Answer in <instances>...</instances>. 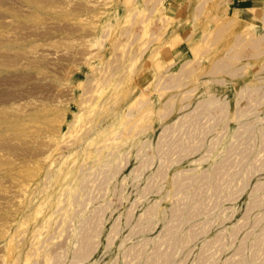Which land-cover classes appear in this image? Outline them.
<instances>
[{"label":"rangeland","instance_id":"rangeland-1","mask_svg":"<svg viewBox=\"0 0 264 264\" xmlns=\"http://www.w3.org/2000/svg\"><path fill=\"white\" fill-rule=\"evenodd\" d=\"M167 1L0 0V264H264V3Z\"/></svg>","mask_w":264,"mask_h":264},{"label":"crops","instance_id":"crops-1","mask_svg":"<svg viewBox=\"0 0 264 264\" xmlns=\"http://www.w3.org/2000/svg\"><path fill=\"white\" fill-rule=\"evenodd\" d=\"M257 1H262L264 3V0H237V2H239L238 10L236 9L237 13L241 14L244 11H248ZM186 2L187 0H168L165 3L166 9H169L173 14H175L182 9Z\"/></svg>","mask_w":264,"mask_h":264},{"label":"bare ground","instance_id":"bare-ground-1","mask_svg":"<svg viewBox=\"0 0 264 264\" xmlns=\"http://www.w3.org/2000/svg\"><path fill=\"white\" fill-rule=\"evenodd\" d=\"M31 3H38V0H29ZM40 1L41 0H39V3H40ZM44 1V0H43ZM42 3V2H41ZM44 4H45V2H43ZM38 6H39V4H38ZM40 7V6H39ZM1 39V38H0ZM1 42V41H0ZM43 143V142H42ZM45 144H46V142H45ZM13 190V189H12ZM8 191V190H7ZM7 195V194H6ZM10 195V194H9ZM253 208V207H252ZM50 221V220H49ZM50 223V222H49ZM49 226V225H48Z\"/></svg>","mask_w":264,"mask_h":264}]
</instances>
